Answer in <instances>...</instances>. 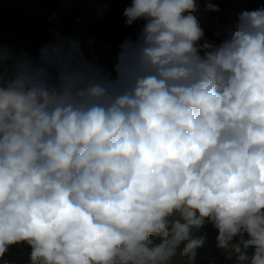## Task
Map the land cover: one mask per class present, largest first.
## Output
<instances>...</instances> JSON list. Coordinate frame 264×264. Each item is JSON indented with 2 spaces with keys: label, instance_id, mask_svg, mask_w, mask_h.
Listing matches in <instances>:
<instances>
[{
  "label": "clouds",
  "instance_id": "clouds-1",
  "mask_svg": "<svg viewBox=\"0 0 264 264\" xmlns=\"http://www.w3.org/2000/svg\"><path fill=\"white\" fill-rule=\"evenodd\" d=\"M200 2L131 0L111 70L92 40L0 44V262L196 264L211 228L264 264V6L215 43Z\"/></svg>",
  "mask_w": 264,
  "mask_h": 264
},
{
  "label": "trees",
  "instance_id": "trees-1",
  "mask_svg": "<svg viewBox=\"0 0 264 264\" xmlns=\"http://www.w3.org/2000/svg\"><path fill=\"white\" fill-rule=\"evenodd\" d=\"M95 0H0V29L18 32L20 40L14 44L8 39L6 33L0 35V44L5 48H11L16 52H28L39 54L45 46L54 44L57 39L76 38L72 29L84 14L85 7ZM253 6H264V0H250ZM107 13L99 16L98 21L89 27H84V37L79 39L84 46L85 54L92 55L89 51L88 41H93V51L99 55L105 50L119 51V45L128 38H135L136 27L141 21H136L131 27L126 26L123 12L125 9L122 0H102ZM143 23L145 21L142 20ZM205 31L206 39L219 43L215 38V32L211 31L206 22L200 23ZM35 35L33 44L27 43L29 35ZM217 38V37H216ZM7 46V47H6ZM215 232L208 229V243L199 250L196 264H229L223 255L215 247ZM27 245L13 246L4 256L0 264H30Z\"/></svg>",
  "mask_w": 264,
  "mask_h": 264
},
{
  "label": "rangeland",
  "instance_id": "rangeland-1",
  "mask_svg": "<svg viewBox=\"0 0 264 264\" xmlns=\"http://www.w3.org/2000/svg\"><path fill=\"white\" fill-rule=\"evenodd\" d=\"M122 2L124 3L125 8L131 6V0H122ZM213 2L218 5L220 9L219 12L205 11V6H200L199 11L194 13V15L197 16L200 23L206 22L208 24V27L211 28V31L215 32L214 34L218 32L222 34L228 28V26L234 24L236 22V18L238 14L241 11L246 10L247 8L249 9L250 8L249 5L251 3L250 0H213ZM259 7H262V5L253 6L252 9H256ZM101 14H102V11L99 7H97L96 2L91 1L85 7L84 14L80 17V19L77 21V23L72 29L76 39H82L84 37V34H83L84 27H89V26L94 25L98 21L99 16ZM138 21H141V22L136 27V33H138L139 29L144 24L142 20H138ZM5 33L6 31L0 29V35H4ZM18 34H19L18 32H14L10 30L6 33V36L8 37L10 41L16 44L20 40ZM216 37L211 38V40L216 39V41L220 42V39ZM34 38H35V35L33 34L28 36L27 43L29 44V46L33 44ZM44 43L45 42H41V45H42L41 47L45 46ZM3 46L5 47V45ZM9 48H11V46H9ZM30 55L33 57L38 56V54L37 55L30 54ZM116 55L117 54L115 51L105 50L99 55L100 62L105 66H108L110 64H115ZM176 259H177L178 264H184V261L186 258L178 256Z\"/></svg>",
  "mask_w": 264,
  "mask_h": 264
},
{
  "label": "built area",
  "instance_id": "built-area-1",
  "mask_svg": "<svg viewBox=\"0 0 264 264\" xmlns=\"http://www.w3.org/2000/svg\"><path fill=\"white\" fill-rule=\"evenodd\" d=\"M95 2H96L97 7H99L101 9L102 14L103 13H107V10H106V8H105L104 3L102 2V0L101 1L100 0H95ZM250 5H252V3H250ZM200 6H205L203 0H201V2L199 3V7ZM113 65L114 64H110L107 67L111 70V68L113 67Z\"/></svg>",
  "mask_w": 264,
  "mask_h": 264
}]
</instances>
